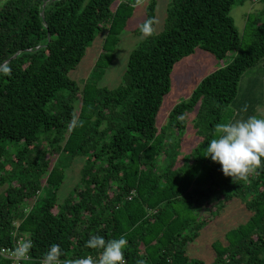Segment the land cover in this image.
<instances>
[{
    "label": "trees",
    "instance_id": "obj_1",
    "mask_svg": "<svg viewBox=\"0 0 264 264\" xmlns=\"http://www.w3.org/2000/svg\"><path fill=\"white\" fill-rule=\"evenodd\" d=\"M245 1L173 0L168 29L132 51L117 88L100 82L138 0L2 3L0 68L10 71L0 73V187L7 185L0 200V264H16L1 251L14 250L19 237L33 242L19 264H43L53 244L60 245L62 260L95 261L99 252L85 244L96 235L126 236L127 264H207L190 255L189 245L234 198L253 215L213 243L214 264H264V168L234 182L204 156L217 124L258 112L251 93L237 102L245 73L264 63V10L247 17V46L231 15ZM157 5L153 0L148 19L156 20ZM104 30L94 72L80 83L70 72ZM197 48L219 59L237 54L171 112L172 127L184 130L200 107L196 126L203 142L180 164V145L159 133L158 115L175 65ZM77 156L87 159L81 183L61 202L66 169Z\"/></svg>",
    "mask_w": 264,
    "mask_h": 264
},
{
    "label": "rangeland",
    "instance_id": "obj_2",
    "mask_svg": "<svg viewBox=\"0 0 264 264\" xmlns=\"http://www.w3.org/2000/svg\"><path fill=\"white\" fill-rule=\"evenodd\" d=\"M7 0H0V6ZM153 0H142L135 6L133 16L121 34L117 47L116 58L102 78L100 85L117 88L125 81L127 67L132 51L137 48L149 35L140 31V26L149 18L150 5ZM173 0H158L156 10V24L153 33L159 34L169 27V8ZM117 3L113 5L116 8ZM264 10V0H246L243 4L233 7L231 15L240 31L245 46L250 42L246 31L249 14H260ZM107 31L99 33L88 48L87 54L80 64L71 70L70 75L78 82L88 79L96 67ZM237 52L232 51L225 59H219L214 53L197 48L196 52L177 63L172 72V89L164 98L158 115L159 133L163 134L168 142H177L180 145V164H184L187 157L203 142L196 122L199 119L200 107L188 115L187 128L178 130L172 127L171 112L183 100L189 99L200 83L217 69L227 66L233 61ZM249 93L257 98V116H264V63L249 69L241 82L237 102L244 101ZM54 103L50 106L54 107ZM78 104V103H77ZM77 106V105H76ZM78 108V107H77ZM57 158L58 155H54ZM86 157L77 156L66 169V177L58 198L63 202L70 196L74 188L81 183L82 172L86 165ZM7 185L0 187V200L4 198ZM215 206L205 208L203 216H209ZM249 210L239 198H234L224 205V209L203 230L201 236L189 245L188 251L194 258H201L207 264H214L217 253L213 247L216 241H225L227 233L241 224H245L252 217Z\"/></svg>",
    "mask_w": 264,
    "mask_h": 264
},
{
    "label": "clouds",
    "instance_id": "obj_3",
    "mask_svg": "<svg viewBox=\"0 0 264 264\" xmlns=\"http://www.w3.org/2000/svg\"><path fill=\"white\" fill-rule=\"evenodd\" d=\"M140 2V0H138ZM154 18L146 20L140 31L151 35L154 31ZM7 66L0 68V73L8 74ZM205 157L222 166L226 177L234 182L248 181L257 170L264 168V116L251 115L236 122H221L215 126V138L205 149ZM129 244L126 236L106 240L101 235L92 236L85 244L86 248L97 250L99 257H82L75 260H62L60 245L53 244L45 254L43 264H127L125 250ZM33 242L28 240L15 250L18 259H28Z\"/></svg>",
    "mask_w": 264,
    "mask_h": 264
},
{
    "label": "built area",
    "instance_id": "obj_4",
    "mask_svg": "<svg viewBox=\"0 0 264 264\" xmlns=\"http://www.w3.org/2000/svg\"><path fill=\"white\" fill-rule=\"evenodd\" d=\"M19 225V224H18ZM15 234L17 235L18 234V231H15ZM28 241L27 238L25 237H19L18 238V241L16 243V248L19 246V245H22L24 242ZM16 248H14V250H12L11 248L9 249H5V250H2L1 252L5 255V257L7 258H14V260L16 261V264H19L22 260L18 259L15 255V250Z\"/></svg>",
    "mask_w": 264,
    "mask_h": 264
}]
</instances>
